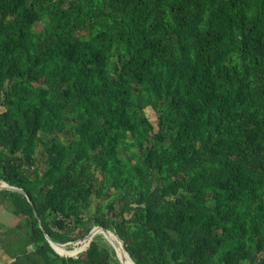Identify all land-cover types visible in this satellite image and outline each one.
<instances>
[{
	"label": "trees",
	"instance_id": "obj_1",
	"mask_svg": "<svg viewBox=\"0 0 264 264\" xmlns=\"http://www.w3.org/2000/svg\"><path fill=\"white\" fill-rule=\"evenodd\" d=\"M0 182L7 264H264V0H0Z\"/></svg>",
	"mask_w": 264,
	"mask_h": 264
},
{
	"label": "water",
	"instance_id": "obj_2",
	"mask_svg": "<svg viewBox=\"0 0 264 264\" xmlns=\"http://www.w3.org/2000/svg\"><path fill=\"white\" fill-rule=\"evenodd\" d=\"M0 191H10V192H15V193L21 194V195L26 197V200L28 201V203L32 207V204H31L29 198L26 196V194L22 190L10 187L5 183L0 182ZM34 216L36 217L35 212H34ZM43 235H44L45 240L47 241V243L51 247V249L57 255H59L60 257H63V258L75 257L78 254L85 252L89 248L90 243L93 241V239L96 236L100 235L108 243V245L112 248V250L114 251L115 257H116L119 264H134L132 262V260L130 259V257L128 256V254L126 253L122 242L114 235V233H112L108 230H105L102 227H94L88 233V235L83 239V241H81L79 243H73L75 248L71 251H66V249L71 244L58 245L56 243H53L45 233H43ZM118 249H120V251H121L120 256L118 254Z\"/></svg>",
	"mask_w": 264,
	"mask_h": 264
},
{
	"label": "rangeland",
	"instance_id": "obj_3",
	"mask_svg": "<svg viewBox=\"0 0 264 264\" xmlns=\"http://www.w3.org/2000/svg\"><path fill=\"white\" fill-rule=\"evenodd\" d=\"M145 116L149 119V121L153 125H155V116H154V113L150 109L145 110ZM59 137H60V140L63 142L67 140L66 134H61V135H59ZM0 219L3 221L2 222L3 224H5L6 226H9V227H14L20 221V218L18 216H16L15 214L13 215L12 213L8 212L2 206L0 207ZM103 243L108 244L105 240ZM0 251H2L1 248H0ZM3 254H4V252H3ZM5 264H7V263H5Z\"/></svg>",
	"mask_w": 264,
	"mask_h": 264
},
{
	"label": "crops",
	"instance_id": "obj_4",
	"mask_svg": "<svg viewBox=\"0 0 264 264\" xmlns=\"http://www.w3.org/2000/svg\"><path fill=\"white\" fill-rule=\"evenodd\" d=\"M1 207V206H0ZM3 221L0 219V224L5 225L2 223ZM6 226V225H5ZM5 256V257H4ZM7 257V258H6ZM9 257L5 254H3L2 251H0V264L8 263Z\"/></svg>",
	"mask_w": 264,
	"mask_h": 264
},
{
	"label": "bare ground",
	"instance_id": "obj_5",
	"mask_svg": "<svg viewBox=\"0 0 264 264\" xmlns=\"http://www.w3.org/2000/svg\"><path fill=\"white\" fill-rule=\"evenodd\" d=\"M118 254H119V256L121 255V251H120V249H118Z\"/></svg>",
	"mask_w": 264,
	"mask_h": 264
}]
</instances>
